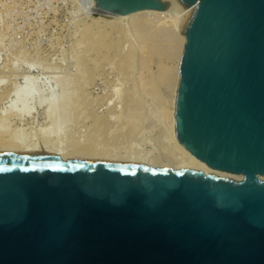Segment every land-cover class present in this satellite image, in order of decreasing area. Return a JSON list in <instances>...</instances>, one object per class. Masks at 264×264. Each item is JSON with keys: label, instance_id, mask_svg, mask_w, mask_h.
<instances>
[{"label": "water", "instance_id": "water-1", "mask_svg": "<svg viewBox=\"0 0 264 264\" xmlns=\"http://www.w3.org/2000/svg\"><path fill=\"white\" fill-rule=\"evenodd\" d=\"M194 12L179 67L190 169L0 151V264H264V0H93Z\"/></svg>", "mask_w": 264, "mask_h": 264}, {"label": "rangeland", "instance_id": "rangeland-1", "mask_svg": "<svg viewBox=\"0 0 264 264\" xmlns=\"http://www.w3.org/2000/svg\"><path fill=\"white\" fill-rule=\"evenodd\" d=\"M89 5V0H0V76L7 78L10 83H21L24 82L22 75L26 71L31 70L39 75L48 67L46 70L53 73L49 72L47 76L52 77L40 78L39 81L42 87L49 83L46 88L50 89L46 91V95L55 87L58 94L66 91L75 100L73 106L68 107L71 108L67 110V114L65 112L67 118L70 117V120L67 119V126L61 123L51 129L50 122L46 120L45 109L40 107L33 115L35 119L25 121L24 128H27V132L33 131L36 138L34 140L40 142L41 129L48 127L47 132L51 133V137L67 138V143L62 147L66 146L68 153L70 150V153L74 151V147H71L74 143L84 147L83 144L87 142L88 145L92 141L95 146L99 144V148H110L107 152L118 157L125 155L127 151L132 154H152L149 159L155 162L154 165L167 164L174 170L176 161L168 157L169 154H166L163 147L168 140L166 134L169 120L165 119V114L173 107L176 84L174 73L178 59L172 57L170 44L164 37H140L134 32L126 34L121 31L123 26L117 32L106 28L99 35L93 30L85 38L82 31L84 25L86 27V24H92L99 17L93 10L94 7ZM126 22L124 25L128 27ZM112 31L116 32V36H113ZM109 36L113 38L110 39ZM53 75L68 80H65L69 84L67 90H63L58 84L60 79L55 80ZM132 113L140 118L139 127L134 131L133 122L128 123V116ZM114 115L116 119L118 116L119 121L115 120ZM94 137H97L98 142ZM73 138L74 141L78 140L73 143ZM81 138L82 142L86 139L82 146V142L77 143ZM109 144L111 145L107 146ZM112 145L120 150H115ZM125 145L127 150L123 148ZM131 146L133 149L128 150Z\"/></svg>", "mask_w": 264, "mask_h": 264}, {"label": "bare ground", "instance_id": "bare-ground-1", "mask_svg": "<svg viewBox=\"0 0 264 264\" xmlns=\"http://www.w3.org/2000/svg\"><path fill=\"white\" fill-rule=\"evenodd\" d=\"M89 3H90L89 6L92 5V7H94L93 10L96 12L97 16H99V17H98V19H96L97 21H93L92 24H90V25L86 24V27L84 25V28H83L84 30L82 29V31H83L85 38L90 36L91 32L93 30H95L97 34L98 33L101 34L102 31H106L105 30L106 28H110V30L111 29L116 30V32H117V29L123 26L121 31L126 33V34L127 33L130 34V33L134 32L135 35L137 34L136 36L139 35L140 37H144V36H146V37L151 36L154 38L158 37V36L164 37L166 39V42L168 41L170 44L169 49H170L172 57L173 58L175 57L178 59V64L176 67L177 70L174 73L175 74L174 78L176 79V84H175V88L173 91L174 92L173 103H172L173 107L169 113L165 114V116L167 117L165 119L169 120V122H168L169 126H167L168 130H167V134H166V135H168V140L165 141L164 147L162 146L164 148V150L166 151V154L167 153L169 154V155L167 154L168 157L176 161L177 165L175 164L176 166H175L174 170H181V169L197 170V171L204 172L207 175H217L220 178H226V179L234 180L237 182H241L243 180L242 176H236V175H232V174H228V173H224V172H219V171H216V170L209 168L207 165H205L204 163H202L201 161L196 159L188 150H186L179 143V141L177 140V137H176L175 125H174V112H175V99H176L177 88H178V83H179V67H180V62H181V59L183 56L184 47H185V43H186L187 31H188L189 24H190V21H191L193 12H194L193 6H189L180 14H178L176 12H168V11L146 10V11H142V12H138V13H134V14H130V15H120V14L104 11V10L100 9L99 7L94 6L93 0H89ZM100 20H102L104 23H101L102 21H100ZM126 21L128 22V27L125 26ZM114 32L112 31V33H114ZM114 34H113V36H116V34L115 35ZM121 35H122V33L120 34V36ZM110 36H112V34H110ZM127 37H129V36H127ZM112 38L110 37V39H112ZM122 38H124V37H122ZM98 39H99V37H98ZM122 40L124 41V39H122ZM163 41H165V40H163ZM152 42L153 41H151V43ZM179 44H180V46H179ZM167 51H168V49H167ZM97 52H98V50H97ZM32 65H35V64H31V66ZM121 65H123V64H121ZM45 68L48 70V67H45ZM46 69L44 72H42V74H39V75L35 74L31 70L26 71L22 75V80H24V82H21V83H10V81L7 78L0 76V151L46 152V153H51V154H54L56 156H59V158L62 159L63 161H67L68 159H90V160H99V161L116 162V163H137V164H143L144 166L149 167V168H170L169 166H167V164L166 165L160 164L162 166L154 165L155 162L151 161L152 159H149L150 157H152V154H149V155L148 154H140L141 152H139V154L138 153L132 154L131 151H127L128 153L125 152V155L118 157L117 155H112L111 150H110L111 153L107 152L110 148L109 149H107L108 147L106 149L104 147L99 148L98 147L99 144L97 146H95V144L92 143V141H90V140H89L90 142L88 141L89 142L88 145H87V142L85 143V145H86L85 146L83 144V142L86 141V139H84L82 142V138L80 139V142L79 141L77 142V143L82 142L81 146L83 144L84 147H80V146H78V144L75 145L76 143H74L79 139L77 136H74V137H76L78 139H76L74 141V138H73V140H72L74 145L70 144L71 147H74V151L72 153H70V151H71L70 150L68 153V152H66V150H67V148H65L66 146L62 147V145H65L67 138H66V140H64L63 137L58 138V139L51 137V135H50L51 133L49 134L47 132V130L49 131V129H47L48 127L41 129V133H40L42 135L41 140H40V142H36L34 140V139H36V138H34L35 135H33V133H32L33 131L27 132L26 131L27 128H24V126L26 125L25 121L28 120L29 118L35 119V117H33V115L36 113V111H38V109L40 107H44L45 115L47 118L46 120L50 122L49 127L51 126V129H54L53 126H57L58 124L60 125L61 123H65V125L67 126L68 123L66 124V122H67V119L70 120L69 119L70 117L67 118V116L65 115V112L67 114V110L71 108V107L70 108H68V107L71 105L73 106L74 101H75V100L73 101V95H71L70 93L67 94L66 91L62 92L61 94H58L59 92L57 93L55 91L56 90V89H54L55 87L49 91V94L46 95V91L50 89V88L49 89L46 88V86L49 85V83L48 84L46 83L45 87L44 86L42 87V85L39 82L40 78L45 77L46 79H50L52 77V75H51V77L47 76L48 75L47 73H49V72L53 73V72H51V71L48 72ZM55 76L53 77L55 80L60 79V80H58V82L60 81L58 84H60L63 87V90H67V87L69 85L68 82L65 81L67 79L63 80L64 77L60 78V76H59V78H58L57 76L56 77ZM119 92H121V91H119ZM74 95H75V91H74ZM121 97H123V96H121ZM76 99H77V96H76ZM79 100H80V98H79ZM76 107H77V105H76ZM77 109H79V108H77ZM83 109H86V107ZM114 117H115V120L118 119V116H117V119H116L115 115H114ZM96 119H98V118H96ZM139 119H140L139 116L134 115V113H132L131 115L128 116V123H131V121L133 122V125H132L133 130L132 131H134V129H137L139 127ZM16 121H17V123H16ZM118 121H119V119H118ZM99 122H100V120H98V123ZM113 124H115V123H113ZM119 124H121V123L119 122ZM98 125H97V127H99ZM95 126H96V122H95ZM62 127H63V125H62ZM125 127H127V126H125ZM103 128H104V126H103ZM108 129H110V128H108ZM121 129H123V127ZM123 130H125V129H123ZM53 131H51V132H53ZM96 131L99 132V130H97V129H96ZM102 131H104V129ZM115 131H117V130H115ZM101 132H100V134H101ZM123 132L125 133V131H123ZM139 132L141 133L142 130H140ZM115 134L117 135V133H115ZM59 135H61V134H59ZM64 135H66V133H64ZM55 136H56V134H55ZM118 136H119V134H118ZM88 137H85V138H88ZM95 139L98 142L97 137ZM111 140H113V139H111ZM118 140H119V138H118ZM108 141H110V140L108 139ZM119 141H121V140H119ZM124 141H126V140L124 139ZM101 142H102V140H101ZM127 142H129V141H127ZM149 142H151V141H149ZM70 143H72L71 140H70ZM123 143H125V142H123ZM123 143L121 145H123ZM117 144L118 143H116V145ZM110 145L111 144H109L107 146H110ZM67 146H68V144H67ZM103 146H104V144H103ZM113 146L114 145H112V147ZM126 146L127 145H125V147L123 146V148L126 149L127 148ZM132 146H133V142H132ZM132 146L128 147V150H130V148L133 149L134 146H133V148H132ZM68 147H70V146H68ZM113 148L115 150L119 149V148H115V146ZM120 148H122V147H120ZM72 150H73V148H72ZM126 150H124V151H126ZM112 151H113V149H112ZM136 151L138 152V150H136ZM113 152H116V151H113ZM260 178H261V180L264 181V177H260Z\"/></svg>", "mask_w": 264, "mask_h": 264}]
</instances>
